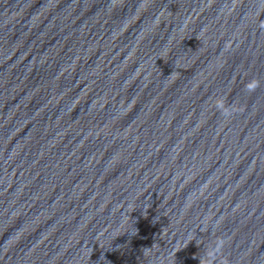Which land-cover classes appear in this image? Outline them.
Wrapping results in <instances>:
<instances>
[{"label":"water","instance_id":"obj_1","mask_svg":"<svg viewBox=\"0 0 264 264\" xmlns=\"http://www.w3.org/2000/svg\"><path fill=\"white\" fill-rule=\"evenodd\" d=\"M0 264H264V0H0Z\"/></svg>","mask_w":264,"mask_h":264},{"label":"clouds","instance_id":"obj_2","mask_svg":"<svg viewBox=\"0 0 264 264\" xmlns=\"http://www.w3.org/2000/svg\"><path fill=\"white\" fill-rule=\"evenodd\" d=\"M258 86V82L253 80V81H250L249 84L247 85V88L249 91H254L255 88ZM222 107V106H221ZM225 114L227 115V110H225Z\"/></svg>","mask_w":264,"mask_h":264}]
</instances>
